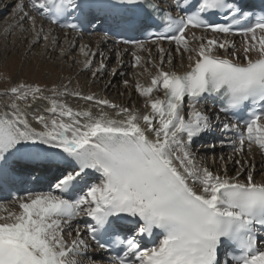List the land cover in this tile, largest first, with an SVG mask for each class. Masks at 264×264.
I'll return each instance as SVG.
<instances>
[{
    "label": "snow or ice",
    "instance_id": "6c2138e0",
    "mask_svg": "<svg viewBox=\"0 0 264 264\" xmlns=\"http://www.w3.org/2000/svg\"><path fill=\"white\" fill-rule=\"evenodd\" d=\"M165 3H16L18 24H30L35 43H56L44 21L79 32L105 19L117 34L147 33L118 43L132 46V66L149 81L134 85L143 112L71 88V79L0 93V191L8 189L0 196V264H99L93 250L106 264H264V180L240 159L234 175L213 171L195 149L218 130L233 153L264 154V9L240 0ZM232 36L242 38L239 47ZM172 51L187 56L182 74L171 67ZM79 52L92 77L104 71L102 52ZM210 99L221 103L211 115L203 108Z\"/></svg>",
    "mask_w": 264,
    "mask_h": 264
},
{
    "label": "bare ground",
    "instance_id": "6f19581e",
    "mask_svg": "<svg viewBox=\"0 0 264 264\" xmlns=\"http://www.w3.org/2000/svg\"><path fill=\"white\" fill-rule=\"evenodd\" d=\"M17 2L18 0H0V20L5 18L4 24L1 25L0 28V55H3L5 67L10 69V76H8L10 82L8 85L0 87V93L14 86L16 83L23 82V80H27V83L32 81L34 84H37L35 82L43 80L47 81L49 87H51L53 85L67 83L69 79H71V88H79V90L83 91L85 94L94 93L98 97L106 98L119 106L135 107L141 112L145 111L144 100L137 94L134 85L137 80L141 83H147L149 77L147 74L138 75L142 72V68L132 66L134 63V58L131 54L133 49L127 54L125 53V49L114 48L110 43L107 44L101 41L96 35L85 40L80 38L78 34L74 35L69 31H60L44 22L45 32L51 29V37H55L56 43L52 44L50 41L45 42L43 39H41L39 43H35L34 33L31 31L30 24L28 22L18 24L20 14L15 7ZM24 2L26 3L27 0H24ZM37 23L38 25L40 24L39 18ZM200 35V33L197 34V36ZM41 41L43 43L42 45H40ZM8 42H10V45H8ZM73 44L75 47H70V45ZM81 45H86L93 51L103 53L106 68L102 73H98L95 78L92 77L91 70H87L83 66L82 62L84 57L81 56L79 52ZM239 45L240 44L237 46L239 47ZM76 48L77 52L74 54L73 51ZM148 48L152 50V58L158 61L160 54L157 52L156 48L150 46H148ZM62 49L64 50L63 55L61 54ZM165 49L173 50L174 47L167 46ZM7 52L10 53V55L7 54L6 56L5 54ZM27 52L30 54L27 55ZM117 53L120 55L118 56ZM139 54L145 57V60L148 58L147 53ZM25 56H27L25 59L26 61L23 59ZM97 59H99L100 63L99 55L95 60L97 61ZM172 59L173 63L171 67L178 73L182 74L187 71L188 60L186 55L181 57L172 51ZM111 62L115 63L113 69L116 72L115 75L112 74L113 71L110 73L107 72L109 68L108 64L110 65ZM147 66L151 68V65ZM129 69L131 73H128ZM79 72L87 74L85 76ZM121 72H123L124 75H120ZM77 73H79V75L74 76V74L76 75ZM107 73L109 76L105 79ZM124 80H128L130 87L126 88L124 86ZM98 82L101 83L98 84ZM107 92H110V95L115 98L111 99ZM2 99H4V97H0V100ZM69 102L73 107L78 106V103L81 105L83 104V102H77L72 98H69ZM204 110L209 112L210 115L214 114V111L209 108H204ZM211 145H215V147ZM195 149L198 150V157L201 158V162L213 171L222 172L224 168L227 167L229 174L234 175L235 169L238 168L239 165H235L233 161L240 159L242 163L246 161L249 165L255 166L254 175L257 181L264 180V175H262V173H264V160L261 158L262 156L259 155V151L255 148L251 155L243 157L233 152L226 151L224 147L216 143L210 144L204 151L199 150V148ZM205 157H208V161H206L207 158L204 159ZM222 157L223 159H221ZM229 157H231V159H229ZM91 254L90 252L89 255ZM85 264H87L86 261ZM99 264L101 263L99 262Z\"/></svg>",
    "mask_w": 264,
    "mask_h": 264
},
{
    "label": "rangeland",
    "instance_id": "374dc122",
    "mask_svg": "<svg viewBox=\"0 0 264 264\" xmlns=\"http://www.w3.org/2000/svg\"><path fill=\"white\" fill-rule=\"evenodd\" d=\"M6 1V0H5ZM5 19V18H4ZM4 19L3 20H0V28H1V25H3L4 24ZM11 42V41H10ZM10 42H8V45H10ZM43 43H42V41L40 42V45H42ZM12 48V47H11ZM76 52H77V48L73 51V53L74 54H76ZM7 54H9L10 55V53H6L5 55L7 56ZM25 54H26V52H25ZM30 53L29 52H27V55H29ZM26 57L27 56H25V57H23V59L25 60L26 59ZM26 61V60H25ZM98 63H99V59H97V61L95 60L94 61V63H93V65H92V68L93 69H95L96 68V66L98 65ZM114 62H111L110 63V65L108 64V66H109V68H108V71L107 72H112L113 71V69H114ZM95 65V66H94ZM131 70L129 69V71H128V73L130 72ZM9 73H10V69H7L6 67H5V61H4V58H3V55H0V87L1 86H3V85H8V83L10 82V78L8 77V76H10L9 75ZM80 74H82V75H85L86 76V74L87 73H82V72H79ZM79 73H77L76 75L74 74V76H77V75H79ZM127 73V74H128ZM131 73V72H130ZM24 74V73H23ZM107 75V76H106ZM105 75V79L109 76L108 75V73ZM23 82H26L27 83V80H23ZM122 82V81H121ZM29 83H31V84H34V83H32V81H29ZM35 83H37V84H39L42 88L43 87H49V83H47V81H43V80H40L39 82H35ZM101 82H98V84H100ZM107 94H109L108 96L111 98V99H114L115 97L114 96H112V95H110V92H107ZM118 98V97H117ZM120 98H121V96H120ZM203 147V146H202ZM209 157V156H208ZM208 157H205L204 159H206L207 158V160L206 161H208Z\"/></svg>",
    "mask_w": 264,
    "mask_h": 264
}]
</instances>
